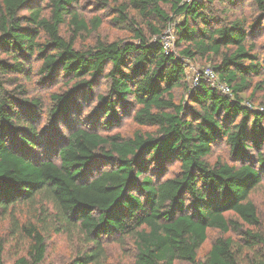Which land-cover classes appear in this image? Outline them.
<instances>
[{"label": "trees", "instance_id": "trees-1", "mask_svg": "<svg viewBox=\"0 0 264 264\" xmlns=\"http://www.w3.org/2000/svg\"><path fill=\"white\" fill-rule=\"evenodd\" d=\"M100 1L113 6L132 40L80 49L62 32L67 25L76 35L88 30L75 10L79 0H0V218L17 223L20 206L51 204L61 232L79 231L92 244L68 264H103V240L127 237L132 264H264V236L252 231L244 235L253 258L220 238L199 259L210 230L240 231L228 213L261 224L250 195L264 183V104L261 111L245 103L264 91V80L254 82L264 75V52L254 41L264 28V0ZM247 3L256 13L251 21L236 12ZM170 13L183 17L178 52L163 45ZM101 26L95 19L93 32ZM198 59L210 63L218 85L204 75L189 85L187 62ZM34 77L62 85L50 95L46 125L42 100L31 97ZM99 85L103 93L95 92ZM81 101L94 103L86 124L72 121ZM125 119L140 129L111 134ZM220 143L230 161H209ZM176 163L178 173L166 177ZM22 232L30 245L17 264H45V237L33 226Z\"/></svg>", "mask_w": 264, "mask_h": 264}, {"label": "rangeland", "instance_id": "rangeland-1", "mask_svg": "<svg viewBox=\"0 0 264 264\" xmlns=\"http://www.w3.org/2000/svg\"><path fill=\"white\" fill-rule=\"evenodd\" d=\"M100 0H79L78 4L75 6V10L79 13L80 17L85 20L88 30L83 31L79 34H75L74 26L67 25L62 30L63 35L68 39L76 38V47L85 48L92 46L99 40L105 42L113 41H130L133 38V33L128 26L120 25L115 22L116 13L112 10L113 6L104 7L101 5ZM218 9H220L218 5ZM238 15L244 16L251 21V18L255 16L254 9L250 8L249 3L245 5L244 10L236 11ZM46 15L49 12H44ZM171 18H174V23L166 29L171 30L170 32L175 36V46L173 47V52H178L176 47L177 41V29L180 23L183 21V17H175L170 13ZM100 19L102 21V26L98 31L93 32V21L95 19ZM69 21V18H68ZM139 22L142 21L139 19ZM148 32V28L143 24ZM264 52V28L256 36L254 40ZM34 63V67L37 68L38 63ZM213 70L210 63L206 60L198 59L196 61L187 62V82L189 85L195 86L194 77L206 70ZM205 77L208 81L209 79ZM34 83L30 85L31 97L40 98L42 100L43 108L42 114L39 115L42 125L47 124V112L51 106L50 95L54 92L60 91L62 85H51L44 86L38 83V78L34 77ZM255 84L264 80V75L262 77H257L254 79ZM216 85L219 84L218 79L216 80ZM105 91L104 85H99L95 92L103 93ZM229 94V92H224ZM176 98L179 101L183 95L184 91L178 89L175 92ZM251 92H248L245 96L250 97ZM81 104V115H73L72 121L79 122L81 124H86L88 117L94 111V103H85L83 101ZM264 104V91H257L255 97L252 98L251 102L245 103L250 109L263 110ZM80 118V119H79ZM140 129L136 124H134L130 119H125L120 127L114 128L111 134H121L124 137H131L136 130ZM143 130H147L142 128ZM62 135H67L68 130L65 125L61 126L59 131ZM222 157L225 161H230V156L228 148L224 143H220L216 146L214 154L209 157V161L215 162L218 157ZM180 170L179 164L176 163L172 165L166 177H173ZM250 199L256 204L260 217L259 227H250L245 225L240 221L237 216L233 213H228V218L234 220L238 223L239 232L231 231L227 235L221 234L217 230H210L208 233V240L199 251V259L204 260L213 244L220 238L230 239L234 243L235 250H239L243 255L244 260H249L254 257L251 252L250 245L246 243V236L244 235L247 231H252L255 234H262L264 236V183L255 189L251 195ZM18 222L15 223L12 218L5 216L0 218V248L4 250V262L5 264H17L19 258L26 256L28 248L30 245V238L26 233L22 232V227L33 226L40 232L43 237H45L46 244L48 246V251L46 255L45 264H68L74 261L77 257L83 256L84 253L90 254V249L92 244H87L85 242V237L79 231L74 232H61L66 229L65 225L58 221L55 212L48 202H40L38 206L22 205L17 209L16 214ZM18 225V226H17ZM106 252L103 264H132L135 258L134 241L127 238H116V239H104L103 240ZM263 247H259L256 250L261 251ZM177 264H189V263H177Z\"/></svg>", "mask_w": 264, "mask_h": 264}, {"label": "built area", "instance_id": "built-area-1", "mask_svg": "<svg viewBox=\"0 0 264 264\" xmlns=\"http://www.w3.org/2000/svg\"><path fill=\"white\" fill-rule=\"evenodd\" d=\"M183 3H193V2H202L204 0H182ZM171 30H167V33L165 34L163 38V45L166 52L172 51L173 47L175 46V36L173 33L170 32ZM173 52V51H172ZM201 75L206 76L209 81H211L213 84H215L217 81V78L215 77L213 70H206L205 72H200L194 77L195 84H197L199 78ZM219 89L223 92H228V88L225 85H219Z\"/></svg>", "mask_w": 264, "mask_h": 264}]
</instances>
